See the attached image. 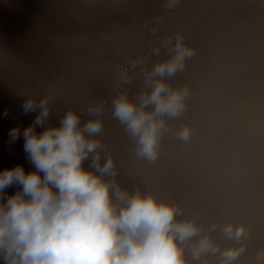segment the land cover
<instances>
[{"label":"clouds","instance_id":"9594fccd","mask_svg":"<svg viewBox=\"0 0 264 264\" xmlns=\"http://www.w3.org/2000/svg\"><path fill=\"white\" fill-rule=\"evenodd\" d=\"M162 50V58L138 70L141 92L130 98L121 91L111 101L135 160L146 167L187 155L197 135L182 121L192 90L169 83L196 50L181 32L162 38L153 55L161 57ZM103 108L90 107L83 123L68 110L57 124H46V98L22 104L25 114H37L22 132L10 129L9 137H22L33 167L0 168L3 264H264L253 262L250 251L253 221L264 224V102L253 109L241 98L234 112L208 119L210 163L202 191L221 218L206 226L185 217L173 200L120 185V170L100 139ZM169 135L176 146L166 151ZM13 186L17 190L5 195Z\"/></svg>","mask_w":264,"mask_h":264},{"label":"bare ground","instance_id":"6f19581e","mask_svg":"<svg viewBox=\"0 0 264 264\" xmlns=\"http://www.w3.org/2000/svg\"><path fill=\"white\" fill-rule=\"evenodd\" d=\"M46 1L53 2L54 0ZM94 1L98 2L88 0L83 6L76 8L74 11L78 14L73 15L70 20H63L57 16L56 27L48 35L27 33L24 22H19L17 29L4 27L2 21L7 15L1 16L0 13V81L11 78L12 82H21V78L29 72L23 69L24 58L31 57L34 53H42L40 50L29 48L28 43L36 41L39 46L44 47L43 44L52 40L55 42L54 53L57 54L58 59L56 75L60 84L68 73L80 79L81 77L94 79L96 64L105 62L104 72L107 73L110 81L123 76V89L129 92L139 82L142 84L138 70L141 67H151L163 57V50L161 57L153 55V49L159 45L161 39L181 32L186 42L192 45L197 53L187 64L204 66L210 74H214L213 79H216L217 84H212L214 82L210 81L205 82L203 86H207V90L216 86L215 91L218 87L222 90L218 94L215 92L200 94L198 83H193L190 89L194 94L190 100L198 104V107L192 110L194 108L191 105L188 106L190 113L186 112L182 121L191 123L197 135L188 154L178 158L186 167L179 168V164H176L177 159L173 160L175 164L173 175L177 179H183L182 185L177 187L182 201L187 200L189 196L188 187H191V193L196 199L199 195L205 197L202 191L204 169L210 163L209 138L205 131L208 126L206 116L234 112L241 98L250 99L253 109L264 102V93L255 91V81L250 80L259 66L260 56L264 57V14H248L245 19L237 23L236 31H233V22L222 23L214 14H183L184 10L189 7L188 0H154L151 11H155L156 14L152 16L140 13L90 14ZM122 1L124 4L128 2V0ZM103 23L110 25L111 30L93 29L85 33L81 31L80 37L73 35L75 26H81L80 29L90 26L100 28ZM74 40H79V48L73 45ZM235 49L241 53L240 59L230 63ZM126 58L127 63H122V59ZM11 61H15V69L5 70L7 65H11ZM241 61L245 62L242 64ZM74 63L78 65L77 70L72 67ZM65 65L67 68H64ZM261 71H264V68ZM61 96L55 113L58 122L63 114L70 110L68 108L70 104L75 101L67 94H61ZM22 113L23 110H16L14 118ZM88 118L87 113L82 114V123ZM200 121H203L206 127L203 131L199 127ZM180 122L175 123L178 126ZM117 124L111 110L105 126L112 129ZM205 141L208 143L205 144ZM175 146L176 142L171 135L165 138L166 151L174 149ZM7 151V149L0 151V166H4L2 157ZM19 159L15 164L22 163V159ZM182 204L181 202V207ZM253 225L254 237L250 251L253 253L252 259L255 262L257 259H264V224L253 221ZM0 264H3L2 260Z\"/></svg>","mask_w":264,"mask_h":264},{"label":"rangeland","instance_id":"374dc122","mask_svg":"<svg viewBox=\"0 0 264 264\" xmlns=\"http://www.w3.org/2000/svg\"><path fill=\"white\" fill-rule=\"evenodd\" d=\"M88 0H54L47 2L46 0H0V13L5 16L2 21L4 27L9 29H17L19 22H24L27 33L37 35H48L51 30L56 27L57 16L63 20H70L73 15L78 14L74 10L83 6ZM94 1L91 7L90 14L110 15L140 13L146 16L156 14L153 9L154 0H128L126 4L122 0H97ZM188 9H185L183 14H214L219 21L226 23L230 21L233 24V31H236L237 23L247 17L248 14H264V0H188ZM261 6V7H260ZM172 14H175L172 12ZM110 25H103L98 28L90 26L80 29L79 25L75 26L73 35L80 37L82 32H90L93 29L99 31H109ZM82 31V32H81ZM76 39V38H75ZM73 45H77L79 40H74ZM29 48L40 50L41 54L34 53L31 57H25L23 69H27L25 76L21 78V82H12L9 80L0 81V151L7 149L8 151L2 157L4 166L15 164L17 160L22 159V165L26 171L32 169V165L28 162L23 150V139H17L15 142L9 137V131L13 127H19L21 132L27 126L32 124L37 113L25 114L24 112L14 118L16 110H22V104L28 99H33L39 102L41 98L48 100L50 115L46 124H57L58 120L55 116L57 104L61 94H67L71 99H74L70 106V110L75 111L78 115L87 113L88 109L96 104L103 103V122L104 131L101 135V141L110 149L118 168V182L129 191L140 188L142 191L150 190L157 197L173 200L179 205L182 204L183 215L185 217L195 216L198 222L205 226L212 219H220L221 215L217 208L208 204L205 197L202 195L196 199L191 187H188L189 194L187 200L182 201L179 196L177 187L182 185L183 179H177L173 174L175 164L173 160L165 157L158 166L146 167L135 160L132 153V141L125 134L122 126L118 123L114 127L107 128L105 126L108 113L111 111V101L113 97L123 89V76L118 77L114 81H110L107 73L104 72L106 63L100 62L96 64L94 79L76 78L72 73L62 81H58L56 70L58 67V59L55 52V42L52 40L46 42L44 47L37 44L36 41L28 43ZM37 52V51H36ZM239 50H234L230 63L240 59ZM259 66L255 69L250 80L255 81V91L264 93V57L259 58ZM127 58L122 59V63H127ZM120 62V60L118 61ZM242 64L245 61H241ZM240 63V62H239ZM245 65V64H244ZM15 61H11V65H7L5 70L15 69ZM72 67L77 70L78 65L74 63ZM64 68H67L65 65ZM214 74H210L204 66L188 65L184 71L179 72L169 81L173 86L187 85L189 88L194 82L198 83V91L200 94L220 93L222 90L217 86L213 89H208L203 86L205 82H214L217 84ZM182 82V84H181ZM115 85V86H113ZM139 82L137 86L126 91L130 98H135L143 89ZM194 94V92H192ZM196 93V92H195ZM192 94V95H193ZM262 103V102H261ZM192 106L195 110L198 104H194L189 99L188 106ZM8 109V110H7ZM81 112V113H80ZM190 113L189 111H187ZM5 113H7L5 115ZM207 119L211 116H206ZM204 122L200 121L199 127L203 131ZM39 127V126H38ZM40 129L37 128V131ZM203 143V142H202ZM208 141H205L207 144ZM3 148V149H2ZM179 162V163H178ZM179 168H184L186 165L180 160H176ZM4 166H0L3 168ZM176 178V179H175ZM167 181V182H166ZM192 186V185H191ZM16 186L5 190V195L16 191Z\"/></svg>","mask_w":264,"mask_h":264}]
</instances>
